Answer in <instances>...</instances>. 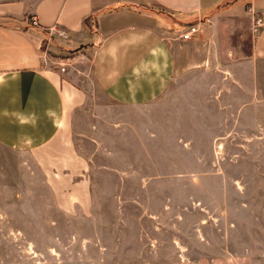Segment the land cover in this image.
Wrapping results in <instances>:
<instances>
[{"label": "crops", "instance_id": "obj_1", "mask_svg": "<svg viewBox=\"0 0 264 264\" xmlns=\"http://www.w3.org/2000/svg\"><path fill=\"white\" fill-rule=\"evenodd\" d=\"M87 54L95 93L56 63ZM253 145L264 0H0L1 240L79 224L112 264H264L222 166Z\"/></svg>", "mask_w": 264, "mask_h": 264}, {"label": "rangeland", "instance_id": "obj_2", "mask_svg": "<svg viewBox=\"0 0 264 264\" xmlns=\"http://www.w3.org/2000/svg\"><path fill=\"white\" fill-rule=\"evenodd\" d=\"M65 60V59H63ZM78 72L76 64L68 62L67 67L74 80L79 82L91 93L94 92V85L89 77L92 58L87 54L84 59L79 60ZM77 73H75V72ZM78 74V75H76ZM76 76L78 78H76ZM254 157L240 159L232 163H223L222 166H232L237 173L233 177L238 184L244 185L243 197L250 202L248 210L243 216L249 221L250 246H258L264 249V148L253 145ZM239 168L241 172L235 170ZM230 170V169H229ZM243 172V173H242ZM231 177V176H228ZM77 238H73L71 232L62 231L60 238H50L52 230L40 226V232H33L30 224H24L26 238L0 239V264H112V256L102 257L97 255L89 246V252L80 254L82 241L79 239V224H76ZM16 227V223H9V230ZM255 247V248H256ZM83 251V249H82ZM103 258V259H101Z\"/></svg>", "mask_w": 264, "mask_h": 264}, {"label": "built area", "instance_id": "obj_3", "mask_svg": "<svg viewBox=\"0 0 264 264\" xmlns=\"http://www.w3.org/2000/svg\"><path fill=\"white\" fill-rule=\"evenodd\" d=\"M31 24H36V19L33 18L31 21ZM263 24V18L256 15L253 17V24H252V28H253V31H257L260 26ZM51 33H53V28L49 30ZM197 31V25L194 24V23H191V24H187L186 26H184V28L182 29V32H181V37L182 38H189L192 36L193 33H195ZM57 33L59 35H62V36H65V33L64 31H61V30H57ZM58 64V68L61 72H64L67 68V64L68 62L65 61V60H58L56 62Z\"/></svg>", "mask_w": 264, "mask_h": 264}]
</instances>
